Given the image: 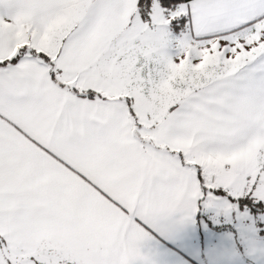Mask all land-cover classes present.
<instances>
[{"label": "snow or ice", "instance_id": "snow-or-ice-1", "mask_svg": "<svg viewBox=\"0 0 264 264\" xmlns=\"http://www.w3.org/2000/svg\"><path fill=\"white\" fill-rule=\"evenodd\" d=\"M0 264H264V0H0Z\"/></svg>", "mask_w": 264, "mask_h": 264}, {"label": "crops", "instance_id": "crops-1", "mask_svg": "<svg viewBox=\"0 0 264 264\" xmlns=\"http://www.w3.org/2000/svg\"><path fill=\"white\" fill-rule=\"evenodd\" d=\"M190 255H193V256H195L196 255V253L195 252H193V253H189Z\"/></svg>", "mask_w": 264, "mask_h": 264}]
</instances>
